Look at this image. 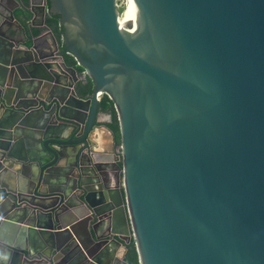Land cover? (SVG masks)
Here are the masks:
<instances>
[{
	"label": "water",
	"instance_id": "95a60500",
	"mask_svg": "<svg viewBox=\"0 0 264 264\" xmlns=\"http://www.w3.org/2000/svg\"><path fill=\"white\" fill-rule=\"evenodd\" d=\"M45 4L0 0V264H129L114 233L139 264H264V0ZM35 9L61 49L18 36ZM97 93L120 160L91 147Z\"/></svg>",
	"mask_w": 264,
	"mask_h": 264
},
{
	"label": "crops",
	"instance_id": "0c3cea01",
	"mask_svg": "<svg viewBox=\"0 0 264 264\" xmlns=\"http://www.w3.org/2000/svg\"><path fill=\"white\" fill-rule=\"evenodd\" d=\"M17 2L21 6L31 4L33 6H38L40 8L41 6L44 5V0H17ZM45 2H46V4H45L44 8H45V10H47V0H45ZM1 11H3V9H1ZM35 11H36V13L31 16V19L29 21H24L23 19H21L20 22L24 26L26 34L23 36V34L18 32V34H19L18 36L22 37V38H25V36H26V38H25L26 42L24 44H26L28 42V40H30V44L31 43L36 44V50L37 51L46 52L48 50V47L53 48V46H52V38H51L50 33L48 32V30L50 31V29H48L44 24L43 25L40 24V23H42L41 20L42 19L44 20L46 12L42 13V11L39 10V9H35ZM34 27H40V28L43 29L41 33L36 35L37 37H34L35 35H31V29H33ZM57 44H58V47L61 49L62 47L58 43V41H57ZM20 46L22 47L23 45H20ZM76 74L79 76V79H78L77 84H76V89H77L78 83L81 81L82 84H85V81H86L87 78L84 75V72L81 74L82 77L78 73H76ZM92 89H93V86H92ZM91 92H92V90H91ZM91 92H90V94H91ZM110 121H111L110 112L108 110H102L99 107L98 110H97V115H96V120H95V125L97 126V128L93 130V133L91 134V138H90L91 147L95 150V152H97L101 156L109 155L110 157H112V156L114 157V155H115L117 157V154H116L117 153V151H116L117 149L115 150L116 147L114 148V153L110 154V153H107V152H109L108 150L105 151L106 149H110L109 145L112 142L111 133L113 131L109 127ZM115 144L118 145L119 143H116V141H115ZM106 172H107L108 177H109V179L111 181V184H113L115 182V179H116V182H117V178H114V176H113V174L116 173V170L106 169ZM3 178H4V181L7 184H9V175L8 176L7 175L4 176ZM91 232H92V230H91ZM14 234H15L14 237H13L14 240L20 238V230H16L14 232ZM23 234L26 235V232L24 231ZM104 234H105L104 230L103 231L102 230H98L96 232H92L93 237H96V236L101 237ZM105 238L108 239V242H111L112 238H114L116 240V242L117 241L120 242L119 245L114 244V245L109 247L108 253L112 252V258L114 257V258L124 259V260L127 259L126 258L127 243L124 242L120 238V235L114 233L110 237L106 235ZM107 256H108V254L103 256L102 260H105L107 258ZM67 263H72V262L71 261H67ZM113 264H119V263L113 262Z\"/></svg>",
	"mask_w": 264,
	"mask_h": 264
},
{
	"label": "trees",
	"instance_id": "16d2710c",
	"mask_svg": "<svg viewBox=\"0 0 264 264\" xmlns=\"http://www.w3.org/2000/svg\"><path fill=\"white\" fill-rule=\"evenodd\" d=\"M47 6H48V0H47ZM20 12H22V13H20ZM17 14L19 15L20 21H21V19H23L24 21H29L30 15H28V13H24L23 10L18 11ZM44 24L46 25V27L48 29H50V31L53 34V36L55 37V39L58 41V43L62 47L63 46V43H62L63 27L60 23V16L57 14H51V13L46 12L45 17H44ZM42 30L43 29L40 27H34L33 29H31V35H38L39 33L42 32ZM26 44H30V40H28V42ZM63 58H64L63 59L64 62L67 65L75 68L76 73H78L79 75H81L83 73V69L76 64V62H75V60L71 54L64 53ZM86 78L87 79L85 81V84H82V82L80 81L78 83V86H77V90L82 96H86V95L90 94V92L92 90V82L88 77H86ZM99 107L102 110H108L110 112L111 121H110L109 127L114 132L116 143H119L118 122H117V117H116V113H115L112 101L106 95L103 94L100 97ZM126 258L129 262V264H139L138 258H137V253L135 251L134 243H133L132 239L127 244Z\"/></svg>",
	"mask_w": 264,
	"mask_h": 264
},
{
	"label": "clouds",
	"instance_id": "9594fccd",
	"mask_svg": "<svg viewBox=\"0 0 264 264\" xmlns=\"http://www.w3.org/2000/svg\"><path fill=\"white\" fill-rule=\"evenodd\" d=\"M9 259V254L7 253H0V260L7 261Z\"/></svg>",
	"mask_w": 264,
	"mask_h": 264
},
{
	"label": "built area",
	"instance_id": "2783aa9c",
	"mask_svg": "<svg viewBox=\"0 0 264 264\" xmlns=\"http://www.w3.org/2000/svg\"><path fill=\"white\" fill-rule=\"evenodd\" d=\"M102 95H103V94H101V93H97V94H96V97H97L98 99H100V97H101ZM116 149H117V150H116V151H117V153H116V154H117L118 160H120V156H119V155H120V153H119V149H118V148H116Z\"/></svg>",
	"mask_w": 264,
	"mask_h": 264
}]
</instances>
